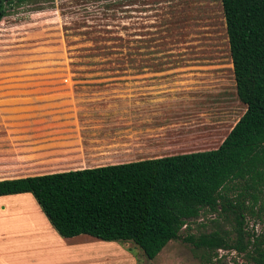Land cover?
Masks as SVG:
<instances>
[{
	"label": "rangeland",
	"instance_id": "obj_1",
	"mask_svg": "<svg viewBox=\"0 0 264 264\" xmlns=\"http://www.w3.org/2000/svg\"><path fill=\"white\" fill-rule=\"evenodd\" d=\"M155 81L184 86L178 89L184 88V94L169 119L177 127L178 139L198 146L186 153L217 147L244 112L235 94L219 0H14L5 7L0 20L1 89L65 87L77 94L100 95L110 98L112 124H119L116 107L122 105L121 98L129 97L139 84ZM204 142L208 144L199 146ZM125 151L114 152L105 164L133 162L152 154L131 145ZM6 170L0 166V179L45 169L9 168L10 174ZM0 198H15L8 200L9 206L21 212L36 208L41 214L30 194ZM213 220L229 230L216 214L203 212L152 260L130 243L122 246L134 264H207L202 251L181 239L210 231ZM246 225L262 230L264 211L259 219L247 218ZM106 259L107 264L126 262Z\"/></svg>",
	"mask_w": 264,
	"mask_h": 264
},
{
	"label": "trees",
	"instance_id": "obj_2",
	"mask_svg": "<svg viewBox=\"0 0 264 264\" xmlns=\"http://www.w3.org/2000/svg\"><path fill=\"white\" fill-rule=\"evenodd\" d=\"M14 0H0V20ZM236 98L244 112L212 150L0 180V197L30 194L61 238L130 243L152 260L203 212L229 224L182 242L210 264L217 249L264 264V0H219ZM214 263L222 264V260Z\"/></svg>",
	"mask_w": 264,
	"mask_h": 264
},
{
	"label": "crops",
	"instance_id": "obj_3",
	"mask_svg": "<svg viewBox=\"0 0 264 264\" xmlns=\"http://www.w3.org/2000/svg\"><path fill=\"white\" fill-rule=\"evenodd\" d=\"M139 85L116 107L119 124H112L110 98L77 94L65 87L0 88V166L8 168L6 174L11 173L9 168L39 167L45 170L24 173L44 175L112 165L104 161L114 152H126L129 145L152 151L146 159L185 154L198 147L178 139L177 127L169 119L184 94V88L178 91L183 84ZM197 151L207 150L191 152ZM11 199L15 198H0V264H93L96 260L104 264L107 256L134 264L123 244L86 235L61 238L36 208L21 212L9 206Z\"/></svg>",
	"mask_w": 264,
	"mask_h": 264
},
{
	"label": "built area",
	"instance_id": "obj_4",
	"mask_svg": "<svg viewBox=\"0 0 264 264\" xmlns=\"http://www.w3.org/2000/svg\"><path fill=\"white\" fill-rule=\"evenodd\" d=\"M255 232H258L254 230ZM216 256L213 258L214 261L223 258L224 264H242V255L236 253L234 250L217 249L215 252Z\"/></svg>",
	"mask_w": 264,
	"mask_h": 264
}]
</instances>
